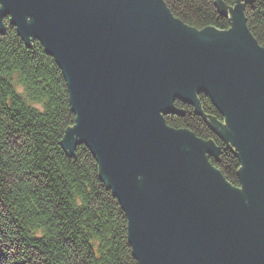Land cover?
I'll use <instances>...</instances> for the list:
<instances>
[{"label": "water", "instance_id": "obj_1", "mask_svg": "<svg viewBox=\"0 0 264 264\" xmlns=\"http://www.w3.org/2000/svg\"><path fill=\"white\" fill-rule=\"evenodd\" d=\"M218 9L229 30L189 27L163 0H0V27L58 63L76 115L65 147L96 157L138 264H264V49ZM199 94L224 118L239 188L211 143L165 123L176 100L201 114Z\"/></svg>", "mask_w": 264, "mask_h": 264}, {"label": "trees", "instance_id": "obj_2", "mask_svg": "<svg viewBox=\"0 0 264 264\" xmlns=\"http://www.w3.org/2000/svg\"><path fill=\"white\" fill-rule=\"evenodd\" d=\"M196 30H229L228 13L242 14L264 49V0H163ZM201 114L181 101L166 125L211 143L209 163L239 188L240 161L225 139L222 115L205 94ZM76 115L65 77L35 39L25 41L9 18L0 27V264H138L128 222L83 143L65 146ZM214 121V123H212Z\"/></svg>", "mask_w": 264, "mask_h": 264}, {"label": "rangeland", "instance_id": "obj_3", "mask_svg": "<svg viewBox=\"0 0 264 264\" xmlns=\"http://www.w3.org/2000/svg\"><path fill=\"white\" fill-rule=\"evenodd\" d=\"M5 19H6V18H5ZM5 19H4V20H5ZM4 20H3V21H4Z\"/></svg>", "mask_w": 264, "mask_h": 264}]
</instances>
